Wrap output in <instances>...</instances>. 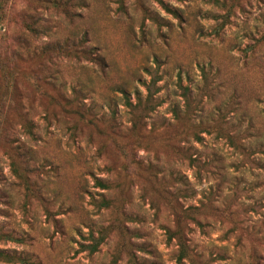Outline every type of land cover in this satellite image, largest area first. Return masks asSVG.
I'll return each mask as SVG.
<instances>
[{
  "label": "rangeland",
  "instance_id": "rangeland-1",
  "mask_svg": "<svg viewBox=\"0 0 264 264\" xmlns=\"http://www.w3.org/2000/svg\"><path fill=\"white\" fill-rule=\"evenodd\" d=\"M166 1L182 21L156 0H85L73 18L47 0H0V61L6 65L0 69V230L28 237L26 243L0 238V250L23 251L34 264H264V0ZM227 9L230 20L217 34V17ZM151 16L168 25L159 28ZM67 41L98 51L105 69L90 58L45 54ZM200 64L209 75L195 118L210 116L213 126L196 141L193 127L178 124L171 106L183 104L179 74L184 84L205 83ZM156 69L164 103L147 120L139 146L120 136L128 156L116 155L105 133L116 126L128 130L121 89L132 101L136 93L145 96L148 70ZM73 87L81 91L74 94ZM79 109L92 115L82 118ZM25 119L33 122L34 138ZM152 122L169 124L172 136L162 126L148 134ZM175 143L212 163L211 171L196 178ZM18 145L58 166L56 176L42 173L50 212L44 202L26 199L17 183L11 161ZM155 154L165 169L171 164L188 177L189 194L154 193L135 161L131 170L122 169L132 159L156 163ZM106 164L115 169L111 179L120 172L125 189L109 191L111 207L99 208L104 190L94 177L109 175ZM170 203L198 207L190 214L203 222L183 223L188 257L181 262L180 239L169 238L168 228L177 229ZM101 235L104 242L91 253L89 245Z\"/></svg>",
  "mask_w": 264,
  "mask_h": 264
},
{
  "label": "trees",
  "instance_id": "trees-1",
  "mask_svg": "<svg viewBox=\"0 0 264 264\" xmlns=\"http://www.w3.org/2000/svg\"><path fill=\"white\" fill-rule=\"evenodd\" d=\"M51 6L54 8H63L64 13L69 18H73L74 16H79L78 10L84 9L85 6H87L85 0H47ZM160 6L168 13L171 14L174 18L178 19L179 21H182V14L180 13V10L172 7L166 0H156ZM183 1V0H179ZM218 2L219 0H214ZM223 6L228 8V5L225 1L221 2ZM122 8V4H121ZM231 13L227 9L225 13L218 15L217 19L220 20L217 28L215 29V32L219 34L220 30H222L227 22L230 20ZM152 20L156 22L158 27L164 26L165 23H162V20L157 16H151ZM167 22L166 25L167 26ZM28 29L34 32L36 28L32 25H28ZM85 41L87 40V35L83 38ZM85 45V43H84ZM53 47H47L46 49H53L54 51H48L45 54H51V53H65L68 55L69 58H86L89 59L95 64L99 65L101 69H105L107 61L106 58L101 55L98 51H87L79 49L76 44L70 43L69 41L61 44H54ZM45 48V47H44ZM45 49V50H46ZM96 49V48H95ZM60 51V52H55ZM156 62L159 61L155 59ZM4 62L0 61V69H4ZM6 66V65H5ZM199 69L202 73V77L204 78L203 81L205 83L203 85H190V84H184L182 81V75L179 74V80H178V88L180 90V94L183 100V104L180 105V103H175L171 106V112L174 120L178 124H182L183 122H187L188 126L193 127L192 130V136L196 141H202L203 137L201 135V132H208L210 129L209 127L213 126L211 120L209 119L210 116H205L199 119L195 118V114H197L199 111H202L201 102L202 98L201 95H204L203 90L207 86V80L209 75V69L206 67V65H199ZM148 73L152 75L151 80L149 82H144L145 88H146V95L143 96L140 93H136L135 100L132 101L130 99L129 94L127 93L126 89L122 88L121 93L122 97L124 99V104L127 107V112L129 115V126L126 133H122L121 129H119L117 126L113 127L111 129V132H106L105 136L113 143V149L114 152L117 154H123L124 156H128L127 147L128 144H121L118 140L120 136H131L133 139L130 144H136L139 146V144L143 141V138L145 134H147L146 129V123L149 118H152V114L155 113V111L160 107L164 100L160 97H158V93L162 89L158 84V82L161 80V77L159 76L158 69L155 71H149ZM202 86V87H201ZM81 91L80 87H73L74 94H77L79 91ZM194 88H199L197 92L195 93ZM75 96H73L74 98ZM68 103H70V99L68 100ZM78 109V108H77ZM83 109H79V111L75 112L77 115H79L82 118H87L89 115H92L90 111H87L84 113L82 111ZM92 118V117H91ZM113 120V119H112ZM242 119H239L238 123L239 125L242 123ZM90 123L98 125L95 123V120L89 119ZM110 124H112V121H108ZM32 120L25 119V125L29 127L28 133L31 135L32 138L35 137L33 130H32ZM95 126V127H96ZM163 127L164 134L171 137L172 133H170L169 124L160 123L155 124L151 123V127L148 130L149 133L156 132L160 127ZM197 129H200V131ZM182 132H179L178 134H181ZM235 134H229L228 140L232 144H235L234 136ZM236 145V144H235ZM176 148L181 153L183 160L182 162H188L189 166L195 169V177L198 179L202 178V173L204 171H211V164L208 160L203 159L200 154L198 153H192L188 151L187 148H184L178 144L175 143ZM15 149V158L13 156V159L11 161L12 170L17 178V183L23 188V191L25 192V198L26 199H35L39 201V203L44 202L46 205L44 207L46 208L47 212H50V209H47L50 206L51 200L49 195H51L49 188H48V182L45 179H42V173L45 175H50L53 173V176H56V172H58V166L54 165V163H49L48 157H43V159H40L36 156V153H34L30 148L24 147L23 145H18L14 147ZM107 148V144L103 143L99 145L98 147V153L100 155H103L105 150ZM154 158L156 159V163L153 161H147V163H142L140 161H137L135 159L130 160L128 163L124 165V168H122L125 171H129L133 168L134 161L137 164L138 167L144 169V172L146 173V180L151 184L152 191L154 193L158 192L159 194L164 195L165 197L168 196V194H176V195H182L186 196L190 192V181L187 176L182 174L181 172H176L171 164L169 169H165L163 165L159 163L160 159L157 154L154 155ZM18 160V161H17ZM162 166V168L160 167ZM106 170L108 171V174L106 177H99L95 176L94 181L95 185L102 190H104L103 193L100 195V201L97 206L99 208H109L112 205V198L108 197L109 191H114L116 189L119 190V193L122 194L125 187L120 182V172H116L117 178L115 180L111 179L109 176L115 171L113 165H105ZM57 168V169H56ZM159 179V185L157 186L155 183V180ZM0 194H3L0 192ZM56 194L57 191H56ZM208 195H213V192H210ZM2 195H0V198ZM96 203V201H95ZM170 208L174 212L175 222L177 225V229L174 231H171V229L168 228L169 231V238L172 239V236H176L180 239V253L178 256V260L181 262L184 258L188 257L187 249H186V243L183 242L184 240L183 234L181 233V228L183 227V223H185L188 219H192L194 222H196L198 225L203 224V222L198 219V217H195L194 215L190 214L193 213V211L198 208L196 206H189L187 208H179L177 204L170 203ZM154 205V202H153ZM27 200L23 204V207H26ZM0 238H5L11 241H15L18 243H26L28 238L25 235L22 236H16L14 234L3 232L0 230ZM104 242L103 235L100 236V239L97 241L94 239V241L89 245L90 252L94 253L99 250L100 245ZM29 255L24 253L23 251H11L7 252L4 250H0V260L4 262H16L20 264H34L33 260L29 259Z\"/></svg>",
  "mask_w": 264,
  "mask_h": 264
}]
</instances>
